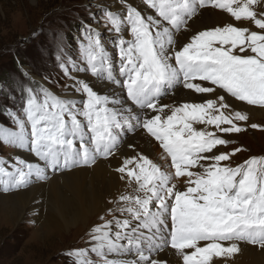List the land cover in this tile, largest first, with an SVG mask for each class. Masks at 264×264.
<instances>
[{
	"label": "snow or ice",
	"instance_id": "6c2138e0",
	"mask_svg": "<svg viewBox=\"0 0 264 264\" xmlns=\"http://www.w3.org/2000/svg\"><path fill=\"white\" fill-rule=\"evenodd\" d=\"M208 9L232 20L192 32ZM88 20L74 48L63 31L52 34L69 81L59 94L23 65L7 86L0 115L11 127L0 126V141L34 159L0 158V192L117 158L128 134H140L158 143L162 162L127 143L134 154L120 153L114 171L135 187L108 201L85 246L63 253L68 264H169L161 253L226 264L241 243L264 249V155L234 165L245 149L221 148L248 127L264 130L240 123L245 106L264 109V0H97Z\"/></svg>",
	"mask_w": 264,
	"mask_h": 264
},
{
	"label": "rangeland",
	"instance_id": "374dc122",
	"mask_svg": "<svg viewBox=\"0 0 264 264\" xmlns=\"http://www.w3.org/2000/svg\"><path fill=\"white\" fill-rule=\"evenodd\" d=\"M94 2L95 0H0V85L5 86L4 91L0 92V105L11 104L7 98V86L11 81L20 78L21 65L37 79L48 75L51 80L58 83V86H53V91L60 93L64 84L69 81L56 65L52 55V34L56 31H63L74 48L73 38L79 34L80 21L91 23L88 20V5ZM206 14L210 15V9L204 11L203 15ZM206 18V16H199L190 21L191 31L195 32L202 30L205 26H211L212 24H209L210 21ZM229 20L231 21L232 18L228 17L223 21L216 16L213 22L222 24ZM197 24L201 27L194 29V25ZM246 26L251 30H257L254 25L246 24ZM189 34L191 33H186L179 39L187 42L185 36H190ZM244 110L249 114V121L240 122L242 125L257 123L264 126V118L257 113L264 109L253 106L252 109L244 108ZM0 126L11 127L4 115H0ZM232 136L236 143L226 148L221 146L222 150L231 151L232 148L238 146L245 149L232 158L234 165L242 163L250 156L264 155V130L248 127L245 132L232 134ZM18 152L15 148L4 146L0 141V158L11 160L19 155ZM49 183L47 181L43 185L48 188ZM39 190L41 191L40 197L45 199L49 190H45L44 187ZM18 191H24V189L8 193L0 192V197ZM125 191L131 193L129 187ZM118 194L113 193L107 196L103 210L95 213L84 225L72 227L69 230L55 225L56 219L52 218L49 219V222L53 221L50 228H42L44 217L33 218L30 209L25 208L26 205L19 214L21 217L14 220L12 218L10 223L0 219V264H68V258L63 253L70 248L85 246L86 232L94 224L101 222L99 216L106 208L112 207L108 201L115 199ZM7 203L8 201H0V216L2 217L7 215L5 212L9 207ZM19 208V205L13 208V217L16 216ZM105 218L110 219V217ZM240 246L241 251L237 255L243 257L246 254L244 260L259 262L264 255V249H261L262 253L259 255L258 246L245 243H241ZM228 264H234V262L231 261Z\"/></svg>",
	"mask_w": 264,
	"mask_h": 264
},
{
	"label": "bare ground",
	"instance_id": "6f19581e",
	"mask_svg": "<svg viewBox=\"0 0 264 264\" xmlns=\"http://www.w3.org/2000/svg\"><path fill=\"white\" fill-rule=\"evenodd\" d=\"M96 2L97 0H95L94 3ZM202 16H206L210 21L209 24L212 25L216 23L213 22L216 16L223 21L227 20L229 17L226 13L213 9H210V15L206 14ZM196 27L201 26L197 24L194 25L193 28L195 29ZM202 30H204V28ZM89 78L91 79V77ZM174 101L175 98L173 96H166L161 102L163 104H173ZM244 108L252 109L253 106H245ZM257 113L264 118V111H257ZM127 143L135 144L137 146L136 151L148 155L150 159L162 162L159 160V154L162 152V149L159 148L157 142L152 140L151 143H149L148 140L140 134L135 136L128 134L126 143L117 153V158H101L91 167H81L69 172L57 173L49 180L50 183L48 188L43 185L44 182H37L31 185L32 187L30 186V188L24 189V191H18L8 196L0 197V201H8L7 204L9 206L7 208L8 210H5L7 215L3 217L0 216V219L6 223H10L12 218L14 220L21 217L19 214H21L20 212L23 211L22 209L26 205L25 208L30 209L33 218L40 219L41 216L44 217V220L42 219V228H50V225L53 223V221L49 222L51 218L56 219L55 225H59L60 227L63 226L64 229L68 230L72 227L76 228L79 225H84L95 213L103 210L102 208H104L103 206L107 196L113 193L124 192L128 187L126 181H121L119 179V174L114 171L124 158L120 153H126L128 156L134 154L133 149L127 147ZM18 154L29 160L34 159V157L26 152L19 151ZM42 187L47 191L49 190V194L45 199L40 197L41 191L39 189ZM134 187L135 185H132L130 192H132L131 189ZM18 205L20 208L16 216L13 217V208ZM258 252L259 255H261V249ZM160 256L163 259H167L169 264H182L174 255L169 256L166 255V253H161ZM244 256L242 257L234 254L233 257L227 258L226 264L231 261H233L234 264H264V255L259 262H254L250 259L244 260Z\"/></svg>",
	"mask_w": 264,
	"mask_h": 264
}]
</instances>
